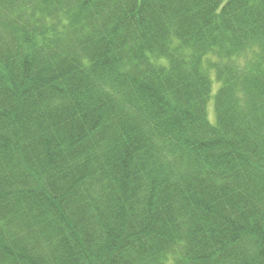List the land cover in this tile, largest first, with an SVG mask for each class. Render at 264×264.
<instances>
[{"label": "trees", "instance_id": "obj_1", "mask_svg": "<svg viewBox=\"0 0 264 264\" xmlns=\"http://www.w3.org/2000/svg\"><path fill=\"white\" fill-rule=\"evenodd\" d=\"M0 264H264V0H0Z\"/></svg>", "mask_w": 264, "mask_h": 264}, {"label": "rangeland", "instance_id": "obj_2", "mask_svg": "<svg viewBox=\"0 0 264 264\" xmlns=\"http://www.w3.org/2000/svg\"><path fill=\"white\" fill-rule=\"evenodd\" d=\"M211 75H212V78L214 79V77H215L214 76V73H212ZM218 87H219V84L214 83V85H213L214 92L213 93L216 92V90L218 89ZM208 116H209L210 121L212 123H214L215 122V111H214V102H213V100H211L209 102V104H208Z\"/></svg>", "mask_w": 264, "mask_h": 264}]
</instances>
